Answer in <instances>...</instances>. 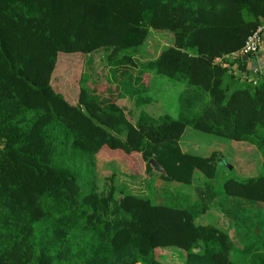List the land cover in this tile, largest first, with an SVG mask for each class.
<instances>
[{"label":"trees","instance_id":"1","mask_svg":"<svg viewBox=\"0 0 264 264\" xmlns=\"http://www.w3.org/2000/svg\"><path fill=\"white\" fill-rule=\"evenodd\" d=\"M263 21L264 0H0V264H176L157 252L167 247L181 264H264V237L241 248L234 228L264 235V171L228 176L224 194L204 188L227 223L198 222L201 200L170 206L124 191L114 173L103 187L95 172L98 152L114 149L133 156L134 173L137 154L147 175L212 177L222 155L184 150L187 125L254 145L263 166L264 73L225 64ZM150 28L169 30L170 43L144 59L126 52L147 49ZM99 51L108 85L96 86L103 68L81 74L76 101L53 87L59 53L91 66ZM150 70L187 83L179 117L126 109L145 99ZM245 200L262 203L260 218Z\"/></svg>","mask_w":264,"mask_h":264},{"label":"rangeland","instance_id":"2","mask_svg":"<svg viewBox=\"0 0 264 264\" xmlns=\"http://www.w3.org/2000/svg\"><path fill=\"white\" fill-rule=\"evenodd\" d=\"M149 37L146 47L145 44L137 48H128L126 52L136 51V55L142 57H151L157 50L170 43L172 33L169 30H155L150 28ZM147 50L146 54L143 50ZM140 50V51H138ZM138 51V54H137ZM94 61L91 66H87L85 62V54L81 52H61L58 55L56 68L52 74L51 83L53 87L62 92L64 96L70 101H76L79 91V78L83 72H91L94 70L103 71L99 72L97 76L96 86L101 90L107 84L106 78L103 77L108 63L106 62L105 52L99 51L93 56ZM141 59V58H140ZM94 69L92 70V68ZM109 74V73H108ZM147 80L148 89L142 93L144 100L137 102L135 97L133 99L125 100L127 110L130 115L136 116L139 112L147 111L153 115L166 114L169 117L177 118L180 116L181 109L178 103L179 94L186 89L187 83L176 78L167 76L150 70L145 76ZM196 110H187L186 115L198 112ZM180 144L184 150L201 155H208L212 150H218L222 158L220 162L216 163L215 174L212 177L204 175L199 169L193 172V180L191 182H182L173 179L162 178L156 173L147 175L144 171V161L138 157L136 166L138 171H134L129 165L133 164V156L128 160L127 157L121 156L122 153L113 151L114 149H102L96 155V179L104 187L110 182V176L114 178L115 182L126 192L135 193L136 195L149 197L152 201L160 202L170 206H190L193 203L198 204L200 200L204 204V210L198 215L196 220L198 222L218 221L224 223L230 220L224 215V207H221L214 202L213 198H206V190L208 186L212 185L219 193L224 194L222 183L230 175L236 176H251L264 171L262 166L261 157L256 147L245 141H236L227 137L219 136L213 133L204 132L196 129L191 125H187L184 133L180 138ZM120 150V149H115ZM130 161V162H129ZM224 162L231 164V168ZM223 163V164H222ZM155 171V170H154ZM157 172V171H156ZM156 174V175H155ZM162 178V179H160ZM111 178V179H112ZM119 184H117L119 186ZM202 189V190H201ZM201 192L198 195V191ZM205 193H204V192ZM251 201V200H250ZM244 202L252 204L250 207L244 204V211L249 208L254 210L257 218L261 217L260 202ZM232 225L228 228L233 230ZM247 227V228H246ZM236 232L238 230L244 236L238 238V246H248L250 241L257 243V240L264 237V235L251 236L248 231V226L243 228L234 227ZM247 229V230H246ZM247 242H246V241ZM252 245V244H251ZM242 248V247H241ZM157 252L162 255V258L181 264L183 258L177 254V250L173 247H167ZM239 250L237 253H241ZM159 256V255H158ZM179 256V257H178Z\"/></svg>","mask_w":264,"mask_h":264},{"label":"crops","instance_id":"3","mask_svg":"<svg viewBox=\"0 0 264 264\" xmlns=\"http://www.w3.org/2000/svg\"><path fill=\"white\" fill-rule=\"evenodd\" d=\"M227 58V61L225 64L227 66H231V69L229 71H233L235 73H238V58H241L242 60L246 61V67H247V73H250L251 76L256 77L257 74L261 75L260 73H264V34L262 36V40L260 43V46L256 52L249 53L242 56H231V54L225 56ZM250 254L249 250H244V254Z\"/></svg>","mask_w":264,"mask_h":264},{"label":"built area","instance_id":"4","mask_svg":"<svg viewBox=\"0 0 264 264\" xmlns=\"http://www.w3.org/2000/svg\"><path fill=\"white\" fill-rule=\"evenodd\" d=\"M263 34L264 21L256 26V28L246 38L243 46H241L238 50L233 51L231 56L237 57L256 52L260 46Z\"/></svg>","mask_w":264,"mask_h":264},{"label":"water","instance_id":"5","mask_svg":"<svg viewBox=\"0 0 264 264\" xmlns=\"http://www.w3.org/2000/svg\"><path fill=\"white\" fill-rule=\"evenodd\" d=\"M149 164L152 166L153 170L157 171V172H161V173H166L165 169L163 168V166L154 158V157H150L148 159ZM228 165L229 168H231V164L224 162Z\"/></svg>","mask_w":264,"mask_h":264}]
</instances>
